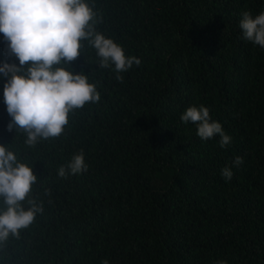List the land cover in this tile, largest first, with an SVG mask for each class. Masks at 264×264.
<instances>
[{"label": "trees", "instance_id": "trees-1", "mask_svg": "<svg viewBox=\"0 0 264 264\" xmlns=\"http://www.w3.org/2000/svg\"><path fill=\"white\" fill-rule=\"evenodd\" d=\"M93 8L97 29L141 62L117 80L84 42L66 67L89 74L100 99L34 146L6 130L0 82V144L33 165L30 196L43 207L10 235L0 264H264V49L239 28L264 0H94ZM5 48L0 34V61ZM200 105L231 137L225 147L180 121ZM80 150L87 171L60 177ZM236 156L243 162L225 180L220 171Z\"/></svg>", "mask_w": 264, "mask_h": 264}, {"label": "clouds", "instance_id": "clouds-1", "mask_svg": "<svg viewBox=\"0 0 264 264\" xmlns=\"http://www.w3.org/2000/svg\"><path fill=\"white\" fill-rule=\"evenodd\" d=\"M93 5L94 0H0V34L6 43L5 57L9 58L0 61L2 101L10 117L6 130L22 132L27 146L60 136L69 113L100 99L95 84L89 82V74L66 67L83 54L84 42L94 49L96 65L111 66L117 80L121 79L119 73L141 62L136 57H126L121 45L97 29L100 15ZM239 28L243 39L264 49V10L254 17L243 12ZM13 57L14 62H9ZM180 121L194 124L201 140L218 136L221 148L231 141L204 105L187 107ZM242 162L241 157H234L231 166L221 169V176L230 180L231 168ZM87 168L80 150L59 167L58 175L80 174ZM36 182L33 165L21 162L9 147L0 144V250L10 235L18 237L19 230L28 228L36 214L43 211L42 205L30 196ZM25 201L27 208L22 204ZM101 264L109 261L103 259Z\"/></svg>", "mask_w": 264, "mask_h": 264}]
</instances>
